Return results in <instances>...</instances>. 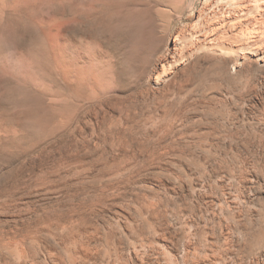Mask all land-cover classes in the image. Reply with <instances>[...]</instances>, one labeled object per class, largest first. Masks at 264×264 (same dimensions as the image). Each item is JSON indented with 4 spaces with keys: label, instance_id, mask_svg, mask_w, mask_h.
Here are the masks:
<instances>
[{
    "label": "rangeland",
    "instance_id": "374dc122",
    "mask_svg": "<svg viewBox=\"0 0 264 264\" xmlns=\"http://www.w3.org/2000/svg\"><path fill=\"white\" fill-rule=\"evenodd\" d=\"M0 264H264V0H0Z\"/></svg>",
    "mask_w": 264,
    "mask_h": 264
},
{
    "label": "bare ground",
    "instance_id": "6f19581e",
    "mask_svg": "<svg viewBox=\"0 0 264 264\" xmlns=\"http://www.w3.org/2000/svg\"><path fill=\"white\" fill-rule=\"evenodd\" d=\"M106 1V0H105ZM77 5V4H76ZM231 6H233V4H230ZM72 6V5H71ZM234 11V13H238L239 11H237V10H233ZM241 14H243L244 13V10H241V12H240ZM244 15V14H243ZM239 17V16H238ZM237 17V18H238ZM240 19H242V18H240ZM244 19V18H243ZM232 20H234V21H232ZM235 14H232V13H230V15H228V16H224V17H221V18H219L218 20H217V23L215 24V25H218V23H222L223 24V26L224 25H226V26H230L231 28H238V26L240 25V24H242L243 23V20H240L238 23H236L235 22ZM228 21V22H227ZM234 22V23H232L231 25H229V23L230 22ZM73 54V53H72ZM79 54V53H78ZM90 58V57H89ZM88 59V58H87ZM96 60V59H95ZM102 65V64H101ZM71 67H73V66H71ZM76 67H78V66H75V68ZM75 68H73V71H74V69ZM104 69V68H103ZM75 72V71H74ZM76 73H77V71H76ZM80 73H82L81 71H80ZM83 74V73H82ZM77 75V74H76ZM78 75H80L81 76V74H78ZM83 76V75H82ZM91 76V75H90ZM94 78V77H93ZM96 81V80H95ZM76 245V244H75Z\"/></svg>",
    "mask_w": 264,
    "mask_h": 264
}]
</instances>
